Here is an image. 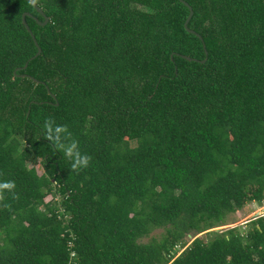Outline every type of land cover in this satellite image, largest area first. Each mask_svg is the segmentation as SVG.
<instances>
[{"label":"trees","instance_id":"1","mask_svg":"<svg viewBox=\"0 0 264 264\" xmlns=\"http://www.w3.org/2000/svg\"><path fill=\"white\" fill-rule=\"evenodd\" d=\"M184 1L205 48L179 0H0V264H264V216L184 243L264 204V0Z\"/></svg>","mask_w":264,"mask_h":264},{"label":"clouds","instance_id":"2","mask_svg":"<svg viewBox=\"0 0 264 264\" xmlns=\"http://www.w3.org/2000/svg\"><path fill=\"white\" fill-rule=\"evenodd\" d=\"M32 2L35 3V0H32ZM43 136L57 150L63 151L65 157L71 161V170L79 172L89 166L91 157L81 154L78 143L71 139V133L66 125H57L54 119L49 118L44 123ZM15 187L13 181L0 182V202L4 201L5 191L13 193V199H18V196L14 193ZM3 206L8 207L7 204Z\"/></svg>","mask_w":264,"mask_h":264},{"label":"rangeland","instance_id":"3","mask_svg":"<svg viewBox=\"0 0 264 264\" xmlns=\"http://www.w3.org/2000/svg\"><path fill=\"white\" fill-rule=\"evenodd\" d=\"M50 198H52V197L48 196L46 198V201H49ZM55 201H57V202L60 201V198H55ZM263 207H264V204L262 206H259L256 203H248L241 210H238L234 213L228 214L222 224H219L218 226H216L212 229H209L205 232L199 233L195 236H193V234H187L184 238V243L189 244L196 237H202V238L204 237L206 239H211L209 235H206V233L214 231V229H220L218 232H223V231L228 230L230 228L237 227L241 230L242 233H245L247 230H249L252 227L250 221H252V220H254V218H256V217H253L254 214L257 211L261 210V208H263ZM164 233H165V231L162 228L155 229L149 234V236L141 239L140 241L143 243H146L151 238H157V239L160 238L161 235ZM176 250L178 251V253L181 252V249L179 246L176 248Z\"/></svg>","mask_w":264,"mask_h":264},{"label":"water","instance_id":"4","mask_svg":"<svg viewBox=\"0 0 264 264\" xmlns=\"http://www.w3.org/2000/svg\"><path fill=\"white\" fill-rule=\"evenodd\" d=\"M26 1L29 2V3L35 8V10H36L39 14H41V15L43 16L44 21H43L42 23H41V22H38V24H39L40 26H45V25L48 23L49 19L44 15L43 11H42L39 7H37V5H36L35 3L32 2V0H26ZM179 1H180L182 4H184V5L189 9L188 17H187V19H186L185 22H184V28H185V30H186L188 33H190V34H193V35L197 36V37L201 40V42L203 43L202 38H201V37H200L195 31H193V30H191V29L188 28V23H189V21H190L192 15H193V10H192L191 6H190L187 2H185L184 0H179ZM27 16H30V15H29L28 13H23V14H22V18H21V20H22V24H23L24 28L26 29V31L29 33V35H30V37H31V39H32V41H33V43H34V45H35L37 51H36L35 55H34L33 57H31V58H30V59L24 64V66H23L22 68H18L17 70H25V69L27 68V66H28L29 61L35 59L37 56H39V55L41 54V48H40L39 45L37 44V41H36V39H35L34 34L32 33V31L30 30L28 24L26 23L25 18H26ZM203 47L205 48L204 43H203ZM205 54L207 55V51H206V50H205ZM182 57H183L184 59L188 60V61H192V60H194V61H196V62H202V63L206 61V59H204V60H202V61H198V60H196V59H192V58H190V57H188V56H182ZM24 76H25V75H22V77H24ZM32 80H33L35 83H38V81H37L36 79H33V78H32ZM52 98L55 99L54 96H52ZM54 105L56 106V105H58V103H55ZM263 216H264V207L261 208V210L257 211V212L254 214L253 217H256V218H254V219H257V218H259V217H263ZM219 230H220V229H214V231H219Z\"/></svg>","mask_w":264,"mask_h":264}]
</instances>
